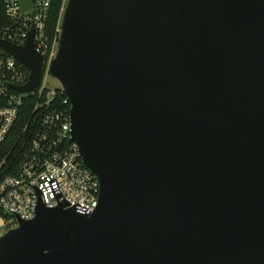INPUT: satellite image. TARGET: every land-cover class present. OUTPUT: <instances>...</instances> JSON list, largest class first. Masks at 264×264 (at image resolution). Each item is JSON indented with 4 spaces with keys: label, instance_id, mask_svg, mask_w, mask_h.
Masks as SVG:
<instances>
[{
    "label": "water",
    "instance_id": "water-1",
    "mask_svg": "<svg viewBox=\"0 0 264 264\" xmlns=\"http://www.w3.org/2000/svg\"><path fill=\"white\" fill-rule=\"evenodd\" d=\"M61 18L48 72L99 203L39 200L0 264H264V0H67ZM31 35L0 40L21 94L43 74Z\"/></svg>",
    "mask_w": 264,
    "mask_h": 264
},
{
    "label": "built area",
    "instance_id": "built-area-1",
    "mask_svg": "<svg viewBox=\"0 0 264 264\" xmlns=\"http://www.w3.org/2000/svg\"><path fill=\"white\" fill-rule=\"evenodd\" d=\"M1 0L0 40L24 47L32 42L37 54L44 57L40 85L30 94H21L11 87H23L29 72L0 48V146L12 129L23 102L33 96L42 98L34 106L41 115L34 123L30 150L21 151L16 165L0 161V227L7 231L17 227V218L31 221L40 200L48 210L60 206L89 215L99 203L100 183L81 160L78 146L71 141L70 104L59 101L57 90H46L43 77L55 58L60 30L54 38L47 36L48 15L52 0ZM62 94V89L60 90ZM10 171V172H7Z\"/></svg>",
    "mask_w": 264,
    "mask_h": 264
},
{
    "label": "trees",
    "instance_id": "trees-1",
    "mask_svg": "<svg viewBox=\"0 0 264 264\" xmlns=\"http://www.w3.org/2000/svg\"><path fill=\"white\" fill-rule=\"evenodd\" d=\"M66 3L67 0H52L47 24V36L50 38H54L55 35L58 36L56 30H60L61 17ZM2 17L3 6L0 0V20H2ZM57 92L56 99L61 101L66 98L60 90H57ZM38 102H42V98L39 99L37 96L29 97L23 102L11 131L0 146V161L6 159L9 163L16 165L21 151L30 150L34 132L38 131L40 127L37 122L34 123L36 120H40L41 117L40 111H34V106Z\"/></svg>",
    "mask_w": 264,
    "mask_h": 264
},
{
    "label": "rangeland",
    "instance_id": "rangeland-1",
    "mask_svg": "<svg viewBox=\"0 0 264 264\" xmlns=\"http://www.w3.org/2000/svg\"><path fill=\"white\" fill-rule=\"evenodd\" d=\"M42 84L44 85L46 90L49 91L61 90L59 83L51 75H47V76L45 75L43 77ZM12 228H15V226H12ZM6 231H7V226L0 227V237L6 234Z\"/></svg>",
    "mask_w": 264,
    "mask_h": 264
}]
</instances>
